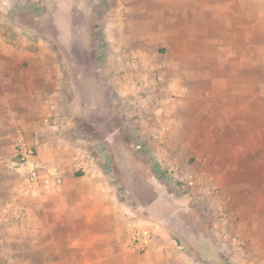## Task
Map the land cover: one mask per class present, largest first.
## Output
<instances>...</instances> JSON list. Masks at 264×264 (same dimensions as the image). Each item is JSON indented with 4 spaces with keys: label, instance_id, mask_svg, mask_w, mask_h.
Here are the masks:
<instances>
[{
    "label": "rangeland",
    "instance_id": "1",
    "mask_svg": "<svg viewBox=\"0 0 264 264\" xmlns=\"http://www.w3.org/2000/svg\"><path fill=\"white\" fill-rule=\"evenodd\" d=\"M21 41L32 59L61 63L64 108L51 124L72 157L66 168L99 170L130 222L156 224L158 239L191 253L192 240L170 228L182 219L199 248L219 255L195 260L264 264V0H0V55L1 43ZM202 101L228 119L239 113V137L256 153L242 173L225 170L230 191H208L186 143L158 135ZM216 152L221 166L233 158ZM0 264H28V240H0Z\"/></svg>",
    "mask_w": 264,
    "mask_h": 264
},
{
    "label": "crops",
    "instance_id": "2",
    "mask_svg": "<svg viewBox=\"0 0 264 264\" xmlns=\"http://www.w3.org/2000/svg\"><path fill=\"white\" fill-rule=\"evenodd\" d=\"M5 45L1 43L8 53L0 55V240H28V264H223L222 258L221 263H202L193 258V253L217 260L219 255L213 249L199 248L197 234L190 236L182 219L170 222V228L177 236L192 240L191 253L177 247L165 233L145 252L128 249L130 221L125 208L107 191L103 174L91 168L83 173L66 168V159L72 157L62 153L64 138L51 124L54 113L58 115L64 108L60 82L64 74L55 67L61 63L51 56L35 57L34 61L28 56L27 41ZM36 65L39 67L35 71ZM204 101L191 105V119L163 123L162 128L169 131L158 135L169 145L174 141L186 143L190 155L197 158L192 168L200 169L201 183L208 191H230L227 186L234 180L227 178L229 172L225 170L242 173L256 153L247 145L249 138L244 141L239 137L240 114H236V120L228 119L231 116L226 118L220 106ZM176 127L185 128L186 134L172 136ZM22 139L36 150L35 161L40 167L36 185L26 181L25 169L12 163ZM206 144H210L206 149L210 153L204 160L202 149ZM225 148L233 151V158L221 166L215 162L220 159L216 151ZM171 149H164L162 155H168ZM142 169L137 174H145V167ZM214 171L219 176L224 172L221 181ZM175 204L179 207L182 201ZM142 223L155 225L160 236L156 224ZM34 257L40 259L36 262Z\"/></svg>",
    "mask_w": 264,
    "mask_h": 264
},
{
    "label": "built area",
    "instance_id": "3",
    "mask_svg": "<svg viewBox=\"0 0 264 264\" xmlns=\"http://www.w3.org/2000/svg\"><path fill=\"white\" fill-rule=\"evenodd\" d=\"M35 158V148L22 139L16 147L12 163L15 167L25 169L28 182L33 185H36L40 180V170ZM81 169L85 170L86 168L81 167ZM158 236L159 230L155 225L132 221L128 230V249L133 252H145L156 242Z\"/></svg>",
    "mask_w": 264,
    "mask_h": 264
}]
</instances>
